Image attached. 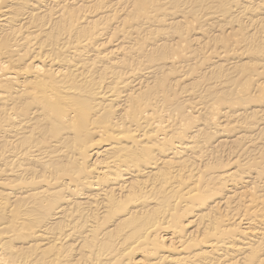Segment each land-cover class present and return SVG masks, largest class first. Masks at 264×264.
<instances>
[{"label": "bare ground", "instance_id": "obj_1", "mask_svg": "<svg viewBox=\"0 0 264 264\" xmlns=\"http://www.w3.org/2000/svg\"><path fill=\"white\" fill-rule=\"evenodd\" d=\"M256 102L264 0H0V264H264Z\"/></svg>", "mask_w": 264, "mask_h": 264}, {"label": "rangeland", "instance_id": "obj_2", "mask_svg": "<svg viewBox=\"0 0 264 264\" xmlns=\"http://www.w3.org/2000/svg\"><path fill=\"white\" fill-rule=\"evenodd\" d=\"M217 33V32H216ZM215 33V35H217ZM219 34V33H218ZM175 36H173L171 39H177L178 37H175ZM195 38H201L200 36H198V35H195L194 36ZM202 39V38H201ZM178 40V39H177ZM185 41H187V40H185ZM188 42V41H187ZM195 43H197V42H194V43H190L189 42V44L193 47L194 45H196ZM107 48V47H106ZM214 62L215 61H217V60H213ZM235 61V60H234ZM238 61V60H237ZM248 60L247 59H245L243 62H247ZM192 63V62H191ZM221 63V62H220ZM203 69V67H201V70ZM206 70H203V72H205ZM172 76H174V75H172ZM192 78V77H191ZM193 79V78H192ZM192 79H189V82H193L192 81ZM189 82H187V84H189ZM185 85H186V82L184 83ZM184 84H181V85H184ZM264 104H259V103H257L256 102V104H255V106H251V107H249V108H252V110H263L264 111V106H263ZM261 107H263V108H261ZM240 113H243V110H240ZM256 120H259L260 121V125H258L256 128H254L253 130H251L250 132H254L252 135H256V134H259L258 132L260 131V130H257L258 129V127L260 126V129H262V128H264V119H261V118H258V119H256ZM239 132H233V133H230V135L231 136H229L228 135V137L229 138H227L225 135H223L222 133V135L221 134H219V135H217L218 137H220L219 138V141H217V142H215V144L214 145H218V143L219 142H221V141H226V142H232L234 139L236 140H238V141H240V140H242L243 139V137H245V133H247L246 131H243V130H238ZM243 131V132H242ZM241 132V133H240ZM250 132H248L246 135L248 136V135H250ZM236 133V134H235ZM237 135V136H236ZM263 135V136H262ZM240 136H243L242 138H240V139H238V137H240ZM218 137H216V138H218ZM232 137V138H231ZM255 137H257V136H255ZM259 137H260V139L261 138H263V139H261V142H260V140H254L253 142H251L250 144H246L245 142H248L249 143V140H247V141H243V144H246V146L247 147H245V148H247L248 149V147H249V149H248V151L250 152L251 150L253 151V150H255V148H258L259 149V146L260 147H263L264 146V144H260V143H264V133L263 134H259ZM227 138V139H226ZM226 139V140H225ZM216 140H218V139H216ZM215 140V141H216ZM255 144H257L258 145V147H255V148H253V146H257V145H255ZM230 146L232 145V143H230L229 144ZM251 145V146H250ZM262 145V146H261ZM251 149V150H250ZM258 149H256V150H258ZM224 154V153H223ZM235 158V157H234ZM225 159V158H224ZM226 159H227V157H226ZM230 159V158H229ZM228 159V160H229ZM235 160V159H234ZM230 168H232V170H231V172H227ZM236 171V169H235V164L234 165H231V167H228V168H226V169H222V170H220V171H217V173H216V175H226V174H228V173H232V172H235ZM252 178H254L255 177V173L254 172H252ZM245 181H247V182H252V179L251 178H247V179H245ZM256 181V180H255ZM254 182V181H253ZM242 184H240L239 185V189H238V187L237 188H235V189H233V191H232V187H229V189H230V192L229 193H227V197L226 198H228V197H231V196H233L234 194L232 193V192H234V191H236V192H241V191H243L244 190V188H242L243 186H241ZM261 185H263V184H261ZM240 186H241V188H240ZM229 189H227V190H229ZM243 189V190H242ZM262 189H264V186H263V188ZM226 200H224L223 199V196L222 195H218V198H215L214 199V201H212V202H214V203H211V206H213V205H215V204H217V203H222L223 202V204H224V202H225ZM222 205V204H221ZM225 208V206H222L221 207V209H224Z\"/></svg>", "mask_w": 264, "mask_h": 264}]
</instances>
